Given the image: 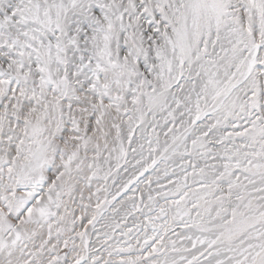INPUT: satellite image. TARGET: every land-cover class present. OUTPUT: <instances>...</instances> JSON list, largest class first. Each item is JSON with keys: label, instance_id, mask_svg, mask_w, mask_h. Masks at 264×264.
Instances as JSON below:
<instances>
[{"label": "snow or ice", "instance_id": "6c2138e0", "mask_svg": "<svg viewBox=\"0 0 264 264\" xmlns=\"http://www.w3.org/2000/svg\"><path fill=\"white\" fill-rule=\"evenodd\" d=\"M0 264H264V0H0Z\"/></svg>", "mask_w": 264, "mask_h": 264}]
</instances>
